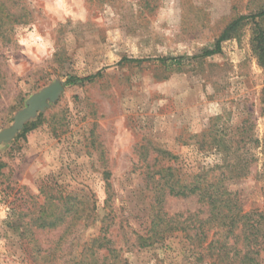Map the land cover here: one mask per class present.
<instances>
[{"label": "rangeland", "instance_id": "obj_1", "mask_svg": "<svg viewBox=\"0 0 264 264\" xmlns=\"http://www.w3.org/2000/svg\"><path fill=\"white\" fill-rule=\"evenodd\" d=\"M262 9L264 0H0V131L63 84L0 143V264H218L194 239L209 216L196 196H168L176 229L140 245L154 212L146 175L162 164L184 180L209 171L246 211L264 209V67L252 49L264 19L199 56ZM236 163L243 176H230ZM68 194L95 204L96 217L65 214ZM103 226L116 257L94 245Z\"/></svg>", "mask_w": 264, "mask_h": 264}, {"label": "trees", "instance_id": "obj_2", "mask_svg": "<svg viewBox=\"0 0 264 264\" xmlns=\"http://www.w3.org/2000/svg\"><path fill=\"white\" fill-rule=\"evenodd\" d=\"M257 16L263 20L264 9L257 14L243 15L236 18L223 31L215 47L202 50L199 56H211L221 52V42L227 39L243 21ZM252 49L259 63L264 67V26L262 24L256 23L253 28ZM180 59L178 63H180ZM142 60L131 59L134 62ZM161 60L165 61L166 58H161ZM75 80L74 76L69 78V81ZM260 143L263 153L262 174L264 178V138ZM158 151H160L162 161L163 159L169 160L170 152L161 149ZM239 164H233L235 167L232 169L230 176L240 177L244 175V166L239 167ZM176 171L172 166L166 167L162 164L158 168L147 172L146 179L153 194L154 212L148 234L138 236L140 245L143 247L151 246L163 240L166 233L176 229L172 225V217H169L164 210V204L168 196L184 198L196 196L201 203L208 207L209 216L206 220V228L203 231L201 230L200 233H196L194 239L200 244L207 241L206 249L209 255L216 258L218 264H261V255L264 252V209L246 211L241 200L223 183L226 176L214 180L213 176L208 175L209 171L203 170L193 175L190 180H184L177 176ZM108 186L110 187L109 182ZM109 187L108 192L110 191ZM71 198L70 194L64 197L65 214L75 209V215L79 219L96 217L98 208L95 204L92 206L89 202L79 198L77 203L72 205ZM111 199L112 196L108 194L107 202ZM109 229V226L106 228L103 226L101 229L103 233L96 237L93 242L98 251L104 249L108 253H114L113 255L116 257L115 252L117 250L109 245L111 240L105 235L109 232ZM211 229H216V231L212 239L208 241Z\"/></svg>", "mask_w": 264, "mask_h": 264}, {"label": "water", "instance_id": "obj_3", "mask_svg": "<svg viewBox=\"0 0 264 264\" xmlns=\"http://www.w3.org/2000/svg\"><path fill=\"white\" fill-rule=\"evenodd\" d=\"M62 89L63 84L61 82H55L33 95L28 100L27 106L16 114L15 122L11 126L0 131V143L11 139L23 128L27 120L36 116L39 111L44 110L50 101H55Z\"/></svg>", "mask_w": 264, "mask_h": 264}]
</instances>
